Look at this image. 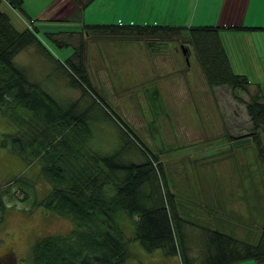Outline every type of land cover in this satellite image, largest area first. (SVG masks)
I'll return each mask as SVG.
<instances>
[{
  "label": "trees",
  "instance_id": "obj_1",
  "mask_svg": "<svg viewBox=\"0 0 264 264\" xmlns=\"http://www.w3.org/2000/svg\"><path fill=\"white\" fill-rule=\"evenodd\" d=\"M6 2L30 24L17 29L7 12L0 8V116L9 123L0 132V147L17 154L27 166L38 164L39 173L48 182L43 196L32 195L31 207L51 210L70 218L75 225L67 233L38 237L31 246L32 263L123 264L130 255L129 242L138 240L145 250L159 248L163 254L173 256L179 253L182 264H191L194 260L196 264H228L243 259L264 264V224L259 226L258 239L251 242L233 234L234 217L225 219L224 215H215L208 204L207 213L193 214L185 207L181 215L176 194L163 176L158 154L110 109L88 76L84 58L87 37L140 40L157 34L164 40L167 31L180 32L182 26L87 23L82 21L80 13L78 19L75 16L79 29L70 30L64 38L61 30H44L51 40L59 33L54 38L59 41L58 45H70L71 52L60 59L52 55L38 34L39 30L55 24L40 21L36 24L23 0ZM218 28L190 25L182 29H187L208 86L228 85L244 103L249 129L238 134L228 133V136L254 139L257 158L264 167V145L260 141L264 132V100L260 90L249 92L247 76L232 70ZM74 31L78 33L76 41L72 37ZM32 45L55 58L59 70L69 75L70 84L79 88L80 95L62 102L33 79L16 61ZM238 91L248 92V99L244 101L236 95ZM87 95L90 101L82 106ZM95 106L118 126V136L110 149L89 144L92 132L88 119ZM234 126L238 128V124ZM136 156L141 160H135ZM22 177L8 179L7 188L10 184L22 183ZM7 188L0 190V223L6 208L3 193ZM229 219L232 221L227 224ZM245 219L246 223L257 220L250 216ZM223 226L230 230L224 231ZM190 227L195 229L198 240L203 241L198 253L186 241V230ZM126 229L131 232L130 236ZM196 259L201 260L197 263Z\"/></svg>",
  "mask_w": 264,
  "mask_h": 264
},
{
  "label": "rangeland",
  "instance_id": "obj_2",
  "mask_svg": "<svg viewBox=\"0 0 264 264\" xmlns=\"http://www.w3.org/2000/svg\"><path fill=\"white\" fill-rule=\"evenodd\" d=\"M10 7L6 0H0V8L7 12L17 29L30 24L18 10ZM73 16L71 14L70 18L74 19ZM182 28L187 27H181L180 32L167 31L164 40L157 34L140 40L87 37L84 58L88 76L110 109L158 154L163 176L176 194L180 214L185 207L193 214L207 213L208 205L215 215H225L223 210L230 214L238 212L241 216L233 225V234L255 242L260 234L259 226L264 224V167L257 158L254 139L228 136V133L238 134L249 129L244 103L234 96L228 85H205L192 48L189 53L192 45L187 29ZM78 29L79 23H60L41 29L38 34L53 56L64 59L71 52L70 45H58L59 41L54 38L59 37V33L51 40L44 30H61L64 38L65 33ZM72 37L76 41L78 33L74 31ZM27 47L16 61L33 79L62 102L80 95L79 88L70 84L69 75L59 70L53 56L35 45ZM249 53L247 51L245 56ZM184 60H189L190 68ZM170 68L183 74L159 76L162 70ZM238 96L241 97V93ZM89 101L87 95L81 105ZM88 124L92 147L106 150L115 144L118 126L99 106L91 110ZM8 125L0 116V132ZM260 141L264 145V132ZM134 159L141 160L140 156ZM39 172L38 164L27 166L17 154L0 147V190L7 188L8 179L19 175H23L24 183L31 182L10 184L3 193L6 208L0 223V264H33L31 246L38 237L67 233L75 227L70 218L43 207H31L32 195L43 196L49 186ZM250 182L258 183L254 185L257 192L248 191ZM163 188L167 191L165 185ZM252 199L259 203L255 204L258 214H251L257 220L246 223L243 213L250 209ZM209 226L215 228L216 224ZM222 229L230 230L228 226ZM125 231L131 235L128 229ZM186 233L190 249L198 253L203 241L198 240L194 228H187ZM129 251L123 264H182L179 253L173 256L163 254L159 248L145 250L138 240L129 242ZM196 260L198 263L201 259ZM194 261L191 264H196ZM228 264L256 262L243 259Z\"/></svg>",
  "mask_w": 264,
  "mask_h": 264
},
{
  "label": "crops",
  "instance_id": "obj_3",
  "mask_svg": "<svg viewBox=\"0 0 264 264\" xmlns=\"http://www.w3.org/2000/svg\"><path fill=\"white\" fill-rule=\"evenodd\" d=\"M23 2L32 18L35 17L36 24L40 21L42 24L70 25L79 22L77 19L81 13L82 21L87 23L218 26V35L232 70L247 76L250 82L249 92L260 90V96L264 100V0H23ZM71 14L74 15V19L70 18ZM181 45L185 52L183 44ZM191 48L199 66L193 47H189V53ZM247 51L250 53L245 56ZM184 63L190 68L189 60ZM172 73L183 74L170 68L162 70L159 76L165 78ZM240 93L241 98L247 100L248 92L239 91L236 95ZM254 185L258 183L250 182L247 185L248 191L257 192ZM227 204L228 201L223 204V209ZM255 204H259L258 200L252 199L250 209L247 208L243 213L245 218L252 217L251 214L254 213L258 214V205ZM223 212L226 218L236 217L237 220L241 216L238 212L234 214L224 210ZM231 221L229 219L226 223L229 224Z\"/></svg>",
  "mask_w": 264,
  "mask_h": 264
}]
</instances>
